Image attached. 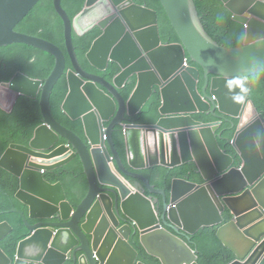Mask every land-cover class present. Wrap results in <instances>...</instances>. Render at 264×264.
<instances>
[{"label": "water", "instance_id": "obj_1", "mask_svg": "<svg viewBox=\"0 0 264 264\" xmlns=\"http://www.w3.org/2000/svg\"><path fill=\"white\" fill-rule=\"evenodd\" d=\"M40 1L0 0V48L23 44L56 59L46 81L18 72L0 86V106L5 112L13 113L22 97L41 96L44 116L31 147L12 145L0 166L20 178L17 197L30 208L31 219L56 218L67 223L32 225L15 209L27 227L36 231L20 246L16 264H65L68 257L78 262L79 253H83L80 264L82 260L85 264H144L138 262L139 254L130 243L138 232L146 251L162 264H199L197 253L182 238L191 242V236L207 227H218L219 239L236 254L231 264H264V116L250 100V78L264 74V0H222L233 19L247 26L243 44L237 48L222 47L213 40L195 0H160L180 38L176 44L162 42L157 12L133 0H87L74 21L64 0H55L65 24L68 55L49 40L16 30ZM96 27L103 32L87 58L102 72L110 63L118 64L121 73L113 82L86 71L77 57L75 33L84 36ZM188 54L204 71L202 91L199 68H183ZM68 56L73 69L67 73ZM66 74L70 94L64 111L74 121L82 119L87 142L53 112L55 88ZM132 77L138 84L127 102L121 89ZM155 86L163 98L161 118L156 124H137L132 118L142 112ZM197 112L219 118L222 114L224 121L232 123L231 129L236 127L232 120L239 122L230 143L244 162L241 167H235L234 157L220 146L222 134L217 132L222 123L197 121L193 117ZM104 122H110L106 134ZM123 124H127L129 168L113 139L115 128ZM62 138L74 150L64 145L52 154L41 152ZM77 156L84 165L89 192L75 209L63 183L49 182L43 170H57ZM189 162L197 165L205 182L175 179L170 202L166 190L157 189L139 172ZM126 177L138 182L131 185ZM146 191L162 201L146 196ZM226 213L231 215L229 222ZM54 226L66 230L48 228ZM12 230L0 228V241ZM0 264H13L2 249Z\"/></svg>", "mask_w": 264, "mask_h": 264}, {"label": "trees", "instance_id": "obj_2", "mask_svg": "<svg viewBox=\"0 0 264 264\" xmlns=\"http://www.w3.org/2000/svg\"><path fill=\"white\" fill-rule=\"evenodd\" d=\"M136 4L145 5L155 10L159 16L160 32L165 43L180 42V38L172 27V24L160 2V0H133ZM86 0H64L63 6L74 19L84 8ZM201 22L208 34L219 45L226 48H237L243 44L246 29L245 26L233 19V13L225 6L222 0H195ZM18 32L38 36L60 45L67 51L65 25L59 16L55 0H41L30 14L16 27ZM101 35L100 29H94L87 35L80 37L75 34V45L81 65L89 72L101 75L107 80L120 73L118 65L110 64L108 70L100 72L92 67L87 59L93 42ZM192 65H196L190 61ZM197 66V65H196ZM56 67V59L51 54L34 47L23 44H14L0 48V86L8 83L18 72H23L34 79H48ZM72 69L69 60L68 69ZM203 73V70L200 69ZM253 88L250 94L259 110L264 113V74L250 78ZM136 88V80H131L122 90L125 99H128ZM69 94L67 76H64L57 85L53 98V111L65 126L83 136V126L80 121L71 120L64 112L63 105ZM161 95L157 89L151 99L143 108L142 114L133 118L136 123L154 124L160 118ZM197 120L213 122L216 119L210 114H196ZM41 108V96L38 99L22 97L13 113L5 112L0 107V160L13 144L29 145L35 136L37 129L43 124ZM220 133L222 137L219 143L223 149L236 159V166L240 164V158L234 147L229 143L235 135L231 124L224 123ZM65 142V141H63ZM114 142L121 157L127 162V149L123 128L117 127L114 132ZM150 183L157 188L167 190L169 195L171 184L176 178H183L192 182L203 183L195 163H188L181 167L170 169L156 166L144 171ZM47 178L54 183L62 182L71 203L76 207L87 196L89 183L79 157L69 165L53 171ZM0 222L9 221L15 232L2 243V247L15 258L19 243L31 233L24 218L19 213H13L18 208L27 212L28 208L17 198L21 187L20 179L0 166ZM149 196L151 194L147 192ZM156 197V196H154ZM7 212L8 214H4ZM218 229L207 228L201 230L192 237L190 246L198 252L199 264H229L236 259L234 252L225 247L217 236ZM132 245L139 252V260L146 264H161V262L149 255L140 243L139 235L133 236Z\"/></svg>", "mask_w": 264, "mask_h": 264}, {"label": "clouds", "instance_id": "obj_3", "mask_svg": "<svg viewBox=\"0 0 264 264\" xmlns=\"http://www.w3.org/2000/svg\"><path fill=\"white\" fill-rule=\"evenodd\" d=\"M86 2H87V0H86ZM86 2H85V5H84V8H85V6H86ZM135 3V2H134ZM136 4V3H135ZM162 4V3H161ZM137 5H139V4H137ZM140 6H145V5H140ZM163 6V5H162ZM36 7V6H35ZM147 7V6H146ZM84 8L81 10V12L84 10ZM148 8V7H147ZM149 9H151V8H149ZM67 10V9H66ZM153 10V9H152ZM155 11V10H154ZM80 12V13H81ZM80 13H78L77 15H79ZM158 14V13H157ZM76 15V16H77ZM72 18V17H71ZM76 19V17L73 19L72 18V20L74 21ZM158 20H159V16H158ZM170 20V19H169ZM171 22V21H170ZM172 24V23H171ZM65 25V24H64ZM244 26H245V29H246V24H243ZM159 27H160V24H159ZM173 27V26H172ZM95 29H97V27L95 28ZM99 29V28H98ZM94 30V29H93ZM92 30V31H93ZM175 30V29H174ZM100 31H101V35H102V30L100 29ZM176 31V30H175ZM91 32V31H90ZM90 32H88V33H90ZM22 33V32H21ZM87 33V34H88ZM76 34V33H75ZM86 34V35H87ZM29 35V34H28ZM100 35V36H101ZM160 35H161V32H160ZM34 36V35H33ZM75 36V35H74ZM79 36V35H78ZM85 36V35H84ZM38 37V36H37ZM80 37H83V36H80ZM41 38V37H40ZM44 39V38H43ZM161 39H162V37H161ZM47 40V39H46ZM74 42H75V39H74ZM162 42L164 43V44H176V43H180V42H175V43H165L163 40H162ZM94 43V42H93ZM56 44V43H55ZM58 45V44H57ZM93 45V44H92ZM12 46V45H11ZM60 46V45H59ZM76 46V45H75ZM221 46V45H220ZM92 47V46H91ZM223 47V46H222ZM66 48H67V51L64 49V51L67 53V55H68V47L66 46ZM91 49V48H90ZM40 50V49H39ZM90 51V50H89ZM45 52V51H44ZM47 53V52H46ZM76 53H77V49H76ZM48 54H50V53H48ZM88 54V53H87ZM53 56V55H52ZM77 57H78V54H77ZM88 59V58H87ZM69 60L71 61V63H72V69H73V62H72V60H71V58H70V56H68V64H69ZM78 60H79V58H78ZM89 61V60H88ZM190 61H192L191 60V58H190V56H189V54L187 55V59H186V62H185V64L183 65V68H188L190 65L191 66H194V67H197V68H199V70L200 69H202L198 64H196L195 62V64L197 65H192L191 63H190ZM79 62H80V60H79ZM193 62V61H192ZM90 63V62H89ZM81 64V63H80ZM110 64H112V63H110ZM114 64H116V63H114ZM91 65V64H90ZM116 65H118V64H116ZM82 66V65H81ZM92 66V65H91ZM110 66V65H109ZM83 67V66H82ZM93 67V66H92ZM118 67L120 68V66L118 65ZM56 68V67H55ZM84 68V67H83ZM109 68V67H108ZM68 69V68H67ZM72 69H70V70H72ZM85 69V68H84ZM96 69V68H95ZM55 70V69H54ZM70 70H67V73L70 71ZM86 70V69H85ZM98 70V69H97ZM108 70V69H107ZM120 70H121V68H120ZM203 70V69H202ZM86 71H88V70H86ZM99 71V70H98ZM54 72V71H53ZM89 72V71H88ZM100 72H102V71H100ZM103 72H105V71H103ZM90 73H92V72H90ZM120 73H121V71H120ZM119 73V74H120ZM200 73H201V79H200V83H199V89H200V91H202V88H203V86H204V84H205V77H204V71H203V73L201 72V70H200ZM17 74V73H16ZM92 74H95V73H92ZM119 74H117V75H119ZM96 75H98V74H96ZM116 75V76H117ZM64 76H67V79H68V75L66 74V75H64ZM63 76V77H64ZM98 76H101V75H98ZM115 76V77H116ZM30 77V76H29ZM101 77H103V76H101ZM115 77L113 78V80L112 81H109V80H107L105 77H103V78H105L107 81H109V82H113L114 81V79H115ZM133 79H135L136 80V87H137V84H138V79L136 78V77H132V78H130L129 80H128V82L126 83V85H125V87L128 85V83L131 81V80H133ZM40 80H42V79H40ZM47 80V79H46ZM46 80H43V81H46ZM251 80V79H250ZM61 81V80H60ZM252 81V80H251ZM10 82V81H9ZM8 82V83H9ZM253 83V82H252ZM59 84V83H58ZM68 84H69V80H68ZM57 87V86H56ZM124 87V88H125ZM123 88V89H124ZM252 88H253V86H252ZM56 89V88H55ZM123 89H121V94H122V90ZM154 89H155V91L158 89L159 90V92H160V95H161V91H160V88L159 87H157V86H155L154 87ZM136 90V88L134 89V91ZM134 91H133V93H134ZM155 91H154V93H155ZM252 91V90H251ZM55 92V91H54ZM132 93V94H133ZM153 93V94H154ZM69 94H70V85H69ZM69 94H68V96H69ZM132 94L130 95V97L128 98V99H125V97L123 96V94H122V96L124 97V99L128 102L129 101V99L131 98V96H132ZM251 94V93H250ZM54 95V94H53ZM68 96H67V98H68ZM153 96V95H152ZM40 97V96H39ZM67 98H66V100H67ZM151 99V98H150ZM149 99V100H150ZM41 100H42V97H41ZM66 100H65V102H66ZM161 100H162V103H161V107H162V105H163V98H162V95H161ZM252 102H253V104L255 105V103H254V101L252 100V99H250ZM148 103V102H147ZM146 103V104H147ZM65 104V103H64ZM1 107V106H0ZM145 107V106H144ZM143 107V108H144ZM161 107H160V109H161ZM255 107H256V109L258 110V112H259V114H261V115H263L264 116V113H262L260 110H259V108L255 105ZM160 109H159V113H160ZM142 111H143V109H142ZM54 112V111H53ZM63 112L69 117V115L64 111V105H63ZM218 114H220L219 112H217ZM42 114H43V111H42ZM140 114H142V112L140 113ZM140 114H138V115H140ZM196 114H210V115H212L211 113H200V112H197V113H194L193 114V117L196 115ZM54 115H55V113H54ZM137 115V116H138ZM56 116V115H55ZM213 116V115H212ZM222 114H220V118L219 117H215V116H213L216 120L215 121H213V122H203V121H200V120H197L195 117H194V119H196L197 121H200V122H202V123H214V122H221L222 123V126H223V124L224 123H228V124H231V128H232V123L231 122H228V121H224L223 119H222ZM136 117V116H135ZM57 118V117H56ZM70 118V117H69ZM134 118V117H133ZM133 118H132V120H133ZM160 118H161V113H160ZM159 118V119H160ZM43 119H44V116H43ZM58 119V118H57ZM71 119V118H70ZM72 120V119H71ZM74 121V120H73ZM77 121H80L81 122V124H82V126H83V136H80V135H78L74 130H72V129H70L69 127H67V128H69L70 130H72V131H74L78 136H80L84 141H86L87 142V136H86V134H85V131H84V125H83V121H82V119H79V120H77ZM134 121V120H133ZM159 121V120H158ZM157 121V122H158ZM232 121H235V123H236V127L235 128H233L234 130H235V134H236V130H237V125H238V121L237 120H232ZM61 122V121H60ZM76 122V121H75ZM136 122V121H135ZM156 122V123H157ZM62 123V122H61ZM127 124H129L130 122H126ZM156 123H154V124H156ZM43 124H44V121H43ZM42 124V125H43ZM63 124V123H62ZM127 124H123V125H121V126H117V127H121V128H123V132H124V137H125V129H126V125ZM137 124H140V123H137ZM41 125V126H42ZM64 125V124H63ZM109 125H110V122H104V131L106 130V129H108V127H109ZM147 125V124H146ZM40 126V127H41ZM65 126V125H64ZM124 126V127H123ZM221 126V127H222ZM39 127V128H40ZM116 127V128H117ZM38 128V129H39ZM116 128H115V130H116ZM38 129H37V131H38ZM221 129V128H220ZM220 129L218 130V132H217V134H222V133H220L219 131H220ZM37 131H36V133H35V136H34V138L32 139V141L30 142V144L29 145H24V144H17V145H22V146H25V147H31V144H32V142L35 140V138H36V135H37ZM115 132V131H114ZM105 134H106V131H105ZM235 136V135H234ZM222 137V136H221ZM220 137V138H221ZM220 138H219V140H220ZM234 138V137H233ZM232 138V139H233ZM113 139H114V135H113ZM232 139H230L229 140V143H230V141L232 140ZM104 140L107 142L108 141V137L107 136H105V138H104ZM63 141H65V142H63ZM125 141H126V138H125ZM231 144V143H230ZM14 145V144H13ZM64 145H66V146H68L69 148H72V150H74L73 149V146L71 145V144H69V142L66 140V139H60V141L55 145V146H53L52 147V149H50V150H44V151H41L42 153H48V154H52V153H54L57 149H59L60 147H62V146H64ZM232 145V144H231ZM221 146V145H220ZM233 146V145H232ZM234 147V146H233ZM11 148V147H10ZM9 148V149H10ZM8 149V150H9ZM126 149H127V147H126ZM235 149V148H234ZM7 150V151H8ZM118 150V149H117ZM225 150V149H224ZM226 151V150H225ZM235 151L237 152V155L239 156V158H240V164H239V166H236L235 164H234V166L235 167H241L243 164H244V162H243V160L241 159V156H240V154L238 153V151L235 149ZM119 152V151H118ZM227 152V151H226ZM70 152H67L66 153V155L65 156H62V157H59V158H64V157H66L67 156V154H69ZM228 153V152H227ZM120 154V153H119ZM229 154V153H228ZM5 155V154H4ZM3 155V156H4ZM231 155V154H230ZM121 156V155H120ZM232 156V155H231ZM77 157H79V156H77ZM76 157V158H77ZM233 157V156H232ZM59 158H56V159H59ZM80 158V157H79ZM122 158V157H121ZM2 159V158H1ZM235 159V158H234ZM55 159H52V160H49V161H54ZM76 160V159H75ZM81 160V159H80ZM113 161H114V159H112ZM122 160H123V158H122ZM74 161V160H73ZM72 161V162H73ZM113 161H112V163H111V166H112V168H113V171L116 173V171H115V168H116V166L114 165V163H113ZM71 162V163H72ZM123 162H124V164L128 167V163L127 162H125L124 160H123ZM81 163H82V161H81ZM189 163H194V162H189ZM235 163H236V159H235ZM186 164H188V163H186ZM69 165V164H68ZM82 165H83V163H82ZM183 165H185V164H183ZM182 165V166H183ZM67 166V165H66ZM159 166H161V165H159ZM197 166V165H196ZM65 167V166H64ZM156 167V166H155ZM163 167H165V166H163ZM179 167H181V166H179ZM62 168V167H61ZM83 168H84V165H83ZM129 168V167H128ZM153 168V167H152ZM167 168H169V167H167ZM176 168H178V167H176ZM198 168V167H197ZM60 169V168H59ZM150 169V168H149ZM170 169H174V168H170ZM58 170V169H57ZM145 170H147V169H145ZM145 170H142V171H139L141 174H143L144 176H145V174H144V171ZM54 171H56V170H54ZM198 171H199V169H198ZM51 172H53V171H50V172H47L46 170H43V174L44 175H46V178H47V175L49 174V173H51ZM84 172H85V169H84ZM200 173V172H199ZM86 174V173H85ZM201 175V174H200ZM202 176V175H201ZM146 177V176H145ZM20 179V178H19ZM88 179V178H87ZM176 179H183V178H176ZM202 179H203V177H202ZM47 180H49L48 178H47ZM126 180H127V182H129L131 185H134L136 182H138V180L137 179H133V178H130V177H126ZM149 180V179H148ZM175 180V179H174ZM173 180V181H174ZM184 180H187V179H184ZM150 181V180H149ZM187 181H189V182H192V181H190V180H187ZM20 182H21V180H20ZM49 182H51L50 180H49ZM204 179H203V183H197V182H192V183H196V184H198V185H202V184H204ZM51 183H53V184H57V183H54V182H51ZM58 183H62V182H58ZM88 183H89V181H88ZM172 184H173V182H172ZM172 184H171V188H172ZM64 185V184H63ZM152 185V184H151ZM154 186V185H153ZM1 187V186H0ZM65 187V186H64ZM157 188V187H156ZM20 189H21V187H20ZM157 189H163V188H157ZM66 190V189H65ZM163 190H166V189H163ZM20 191V190H19ZM170 191H171V189H170ZM88 192H89V190H88ZM147 192L148 191H146L145 192V195L146 196H148V197H152V198H154V199H156V198H159L161 201H162V197L161 196H159V195H152L151 193V196H149L148 194H147ZM19 193V192H18ZM67 193V192H66ZM166 193H167V190H166ZM88 194V193H87ZM18 195V194H17ZM68 196V195H67ZM154 196H156V197H154ZM167 197H168V202H170V193H169V195L167 194ZM18 198V197H17ZM86 198V197H85ZM84 198V199H85ZM19 199V198H18ZM20 200V199H19ZM68 200H69V198H68ZM21 201V200H20ZM70 201V200H69ZM22 202V201H21ZM71 202V201H70ZM23 203V202H22ZM82 203V202H81ZM24 204V203H23ZM25 205V204H24ZM73 205V204H72ZM27 208H28V210H27V212H24L23 210H20V209H18V208H15V209H17V210H19L20 212H22V213H24L25 214V218H27L28 220H29V222L32 224V225H37V224H40V223H43V222H49V223H54V224H66L67 222L66 221H63V220H59V219H52V220H34V219H31L30 218V208L27 206V205H25ZM74 206V205H73ZM75 207V206H74ZM79 207V206H78ZM77 207V208H78ZM157 207V206H156ZM161 208H162V204H161ZM15 209H13V211L15 210ZM75 209H76V207H75ZM12 211V212H13ZM13 213H19V212H13ZM4 214H8V213H4ZM19 214H21V213H19ZM22 215V214H21ZM22 217H23V215H22ZM226 217H227V220H226V222H229L230 221V219H231V215L229 214V213H226ZM24 218V217H23ZM25 220V219H24ZM26 223V222H25ZM27 225V224H26ZM12 228L13 230L5 237V238H3L1 241H0V249H2L4 252H5V254L9 257V258H11L12 259V261H13V264H16V262L18 261V253H19V249H20V246L22 245V243L23 242H25V241H27V240H29V239H31L34 235H35V232L36 231H32L29 227H28V229H29V231H30V235L27 237V238H25L24 240H22L20 243H19V246H18V249H17V253H16V256H15V258H13L6 250H5V248L4 247H2L1 245H2V243L4 242V241H6L14 232H15V227L9 222V221H4V222H0V228H4L5 230L6 229H9V228ZM164 227V226H163ZM49 229H51V230H53V231H55V232H59V231H62V230H66V228H64V227H61V226H54V227H48ZM207 228H214V227H207ZM207 228H205V229H207ZM217 229H218V227H216ZM205 229H202V230H205ZM170 230V229H169ZM171 232H173L172 230H170ZM201 231V230H200ZM199 231V232H200ZM198 232V233H199ZM136 235H139V238H140V243H141V235H140V233L138 232V233H134L133 235H132V237L133 236H136ZM195 236V235H194ZM217 236H218V231H217ZM132 237H131V240H132ZM192 237L193 236H191V240H192ZM182 238V237H181ZM219 238V237H218ZM183 240H185L189 245H190V243H189V241L187 240V239H184V238H182ZM90 240H92V238L90 237ZM131 240H130V243H131ZM223 243V242H222ZM224 244V243H223ZM131 245H132V243H131ZM141 245H142V243H141ZM133 246V245H132ZM143 246V245H142ZM134 247V246H133ZM226 247V246H225ZM135 248V247H134ZM143 248H144V246H143ZM190 248L193 250V251H195L191 246H190ZM228 248V247H227ZM136 249V248H135ZM145 249V248H144ZM230 249V248H229ZM137 250V249H136ZM146 250V249H145ZM137 252H138V250H137ZM147 252V251H146ZM196 253H197V257H198V252L197 251H195ZM148 253V252H147ZM138 254H139V252H138ZM149 254V253H148ZM235 254V253H234ZM150 255V254H149ZM81 256H83V253H79L78 254V258H79V261L78 262H76V260H75V257H73V258H69L68 257V259H67V262L65 263V264H67L69 261H71L72 260V263L73 264H80V258H81ZM235 256H236V254H235ZM154 257V256H153ZM156 258V257H155ZM82 259V258H81ZM158 259V258H157ZM160 262H161V260L160 259H158ZM235 260H237V256H236V259ZM234 260V261H235ZM197 261H198V259H197ZM233 261V262H234ZM138 262H142V261H140L139 260V255H138ZM82 263L83 264H85V260H82ZM144 263V262H143ZM199 263V262H198ZM232 263V262H231ZM231 263H229V264H231ZM41 264H43V263H41ZM144 264H146V263H144ZM161 264H162V262H161Z\"/></svg>", "mask_w": 264, "mask_h": 264}, {"label": "flooded vegetation", "instance_id": "obj_4", "mask_svg": "<svg viewBox=\"0 0 264 264\" xmlns=\"http://www.w3.org/2000/svg\"><path fill=\"white\" fill-rule=\"evenodd\" d=\"M67 264H73V263H72V260H71V261H69Z\"/></svg>", "mask_w": 264, "mask_h": 264}]
</instances>
